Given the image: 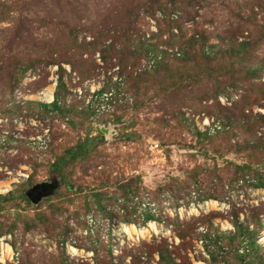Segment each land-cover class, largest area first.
Segmentation results:
<instances>
[{
    "label": "rangeland",
    "instance_id": "rangeland-1",
    "mask_svg": "<svg viewBox=\"0 0 264 264\" xmlns=\"http://www.w3.org/2000/svg\"><path fill=\"white\" fill-rule=\"evenodd\" d=\"M156 1L0 0V264H264V0ZM145 191L158 215L131 236L120 199Z\"/></svg>",
    "mask_w": 264,
    "mask_h": 264
},
{
    "label": "trees",
    "instance_id": "trees-1",
    "mask_svg": "<svg viewBox=\"0 0 264 264\" xmlns=\"http://www.w3.org/2000/svg\"><path fill=\"white\" fill-rule=\"evenodd\" d=\"M172 1H175V0H172ZM197 0H183V1H178L176 0L174 3L175 4H179L180 3H184V2H188V4H194V2H196ZM158 3V7H162V5L164 4V0H157L156 1ZM167 3V2H166ZM182 6V5H180ZM264 29V25L262 26ZM163 36V34L161 35ZM195 40V38H189V39H186V35L185 34H174L172 37H170L166 43H169V44H174L175 42H182L184 44V46H186L187 48H191L192 45H193V41ZM232 51H235V52H238L236 49H239L241 50L242 48L244 50H249V48L252 46V41H243V42H240V43H233L232 44ZM216 46H213V45H210L208 46L207 45V42L206 40L203 42V53H204V56H208L209 59H211L212 57H216L220 54L223 53V49H220L218 52L216 51ZM148 49L149 51H152V52H161V53H164V50H161L159 51L158 50V47L157 45H149L148 46ZM181 52H179L178 54H180ZM212 56V57H211ZM219 58H216V61H218ZM194 62L195 59H191V60H188L187 63H190V62ZM59 87L62 88L64 87V82H63V79L61 78L60 79V83H59ZM43 106L47 107V108H52L53 110L55 111H61L62 110V106L60 104V93H57L56 94V98L55 100L50 103V104H43ZM201 135H205V133H200ZM96 147V144H95V141H94V138H87L86 140L84 141H81L79 144H77V146L73 147V148H70L67 150V152L61 156H59L57 158V160L54 162L52 168L55 172L57 173H62L63 169L70 163V162H73V161H77L79 159H83V158H86L91 150L93 148ZM261 183V184H260ZM259 183V185H264V182L263 180ZM136 193V192H135ZM27 196L29 199L33 200L32 197L29 195V193H27ZM106 212L108 213V208L106 207ZM110 217V216H109ZM114 216H112L113 218ZM152 216L150 215L149 218H151ZM111 218V217H110ZM125 220H131L130 216L129 215H126L124 214L123 217H121Z\"/></svg>",
    "mask_w": 264,
    "mask_h": 264
},
{
    "label": "built area",
    "instance_id": "built-area-1",
    "mask_svg": "<svg viewBox=\"0 0 264 264\" xmlns=\"http://www.w3.org/2000/svg\"><path fill=\"white\" fill-rule=\"evenodd\" d=\"M149 66L151 68L156 66V59H151L149 61ZM220 99L224 104L231 102L228 95H224L220 97ZM189 116H192L191 118L204 132L214 133L216 132L217 128L221 129V125L213 116H209L206 114H189ZM120 203L121 206L119 207V213H126V210L129 208L134 210V219H132V221L128 223L129 227L136 225L141 228L144 223H149L150 221L155 220L156 215H158V204L154 200L150 191H145L144 193L139 194H131L128 197H125V199H120ZM110 211L113 210L108 209V212ZM150 215L152 216L151 218H149ZM109 219L110 217L106 216V220Z\"/></svg>",
    "mask_w": 264,
    "mask_h": 264
},
{
    "label": "bare ground",
    "instance_id": "bare-ground-1",
    "mask_svg": "<svg viewBox=\"0 0 264 264\" xmlns=\"http://www.w3.org/2000/svg\"><path fill=\"white\" fill-rule=\"evenodd\" d=\"M34 98H39V99H42V100H44V99H46V98H48L49 99V101H53L54 100V94L50 91V93H42V94H39V95H34L33 96ZM10 186L8 185V187L7 188H9ZM0 189H1V187H0ZM220 205V203L218 202V201H213V202H210L209 204H208V209L209 210H214V209H216L218 206ZM184 215V214H183ZM153 227L154 228H156V226H155V224H153ZM127 231H128V233L131 235V236H134V235H136V234H145L146 233V231H147V229H145V228H139L138 226H136V225H133V226H131V227H127ZM2 244L0 243V246H1ZM5 252L8 254V255H12L13 254V249H12V247L11 246H9V245H7V246H5ZM70 253L71 254H78V253H80V251L76 248V247H70ZM6 255V254H5Z\"/></svg>",
    "mask_w": 264,
    "mask_h": 264
},
{
    "label": "water",
    "instance_id": "water-1",
    "mask_svg": "<svg viewBox=\"0 0 264 264\" xmlns=\"http://www.w3.org/2000/svg\"><path fill=\"white\" fill-rule=\"evenodd\" d=\"M48 190H49L48 186L37 185L32 188V190L29 192V195L32 197L33 201H38L42 196L47 194Z\"/></svg>",
    "mask_w": 264,
    "mask_h": 264
}]
</instances>
